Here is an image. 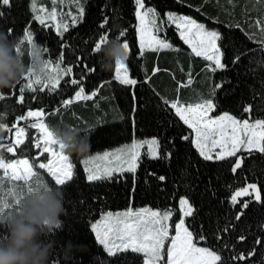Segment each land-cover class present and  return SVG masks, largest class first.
I'll use <instances>...</instances> for the list:
<instances>
[{
	"label": "trees",
	"instance_id": "obj_1",
	"mask_svg": "<svg viewBox=\"0 0 264 264\" xmlns=\"http://www.w3.org/2000/svg\"><path fill=\"white\" fill-rule=\"evenodd\" d=\"M80 1L85 8L83 22L78 20L75 26L69 23V31L62 37L55 29L35 21L31 0H11L10 7L0 5V11L4 12L0 17V32L7 34L10 41L19 44L25 30L30 28L45 59L56 61L62 55V66L73 67L71 76H65L54 91L41 92L38 85L35 93L25 89L22 103L18 97L19 89L26 83L24 77L12 88L0 91V124L4 125L0 127V145L13 144V130L28 124L29 121L19 120L21 115H26L28 110L43 109L44 122L51 130L70 127L89 140L91 146L86 157L66 152L74 168L72 181L57 186L47 176L49 186L63 193L65 209L59 218L63 230L53 226L43 238L55 246L49 264H142L143 255L130 251L109 257L96 241L91 224L107 211L151 208L171 210L170 224L174 229L175 223L183 218L179 210L182 198L189 199L194 207L193 215L184 218L186 226L194 235L205 237L197 246L222 253L226 264H264V154L237 153L243 161L235 172L232 168L236 157L205 161L194 147L192 130L170 109L174 100L195 102L198 96L207 95L218 81L226 78L227 82L216 93L219 107L212 114L228 112L245 119L248 114L242 109L251 104V119L264 118V110H259L264 105V68L250 61L248 55L239 63L234 64L232 59L233 43L241 51L254 50L249 55L259 50L255 41L259 39V28L264 27V0H145V6L155 8L161 20L166 21L168 12L188 15L208 29L222 33L220 44L227 67L215 73L209 69V62L196 57L183 43L174 25L165 24L160 35L166 36L179 51L141 55L134 0ZM44 3L49 4V0ZM105 19L108 23L101 29L99 25ZM257 20L260 25L256 24ZM101 34H107V43L118 39L129 44L126 65L130 77L137 79L135 86L120 85L115 80V65L108 71L101 67L107 43L99 52L93 51ZM253 34L255 39L250 38ZM20 47L25 55L19 57L26 75L27 42ZM88 68L95 71L89 72ZM71 78L83 80L85 94L95 91L97 95L92 100H74L65 106L64 100L73 98L80 86L71 85ZM26 130L25 142L14 153L4 152L6 161L37 159L35 154L39 150L34 146L37 138L33 137L36 131ZM182 136L188 139L182 140ZM148 138L159 140L161 158L148 157L145 148L135 173H114L111 180H87L83 160ZM47 159V154L38 157L42 162ZM248 183H255L261 189L262 200L238 197L233 205L232 195ZM243 203L248 204L247 209L241 207ZM238 215L240 218L236 219ZM7 236L8 225L0 224V239ZM252 249L255 254L248 258L247 253ZM240 254L246 258L234 259Z\"/></svg>",
	"mask_w": 264,
	"mask_h": 264
},
{
	"label": "snow or ice",
	"instance_id": "obj_2",
	"mask_svg": "<svg viewBox=\"0 0 264 264\" xmlns=\"http://www.w3.org/2000/svg\"><path fill=\"white\" fill-rule=\"evenodd\" d=\"M61 4L64 0H60ZM182 2V0H181ZM57 0H52L54 5L49 11L45 7H37V0H31V11L35 14L34 19L39 25L46 28H53L58 36L62 37L69 31L67 18H71L73 26L77 20L83 22L85 8L80 0H69V3L75 4L79 15H73L71 11L59 12L55 7ZM135 17L138 23L137 31L139 33V50L142 55L145 52L159 53L164 50L179 51L168 42L167 37L161 38L164 31V25H174L179 33V38L184 44L191 49L196 57H202L204 61L209 62V68L213 73L224 71L226 64L223 62L224 52L220 41L223 39L222 33L218 30H210L204 23L197 22L196 19L188 15H177L172 12L166 14V21L161 20L156 9L146 7L145 0H134ZM0 5L11 6V0H0ZM4 12L0 11V17ZM58 17L60 19H58ZM51 21V23H48ZM159 21V22H158ZM108 23L107 19L99 25L101 29ZM257 20L256 24L260 25ZM236 27H239L237 25ZM11 34V30H9ZM124 32H121V36ZM253 34L250 38L255 39ZM108 41L107 34H101L99 42L94 45L93 51L99 52L101 46ZM27 42L32 48L33 63L28 68L24 76L26 83L19 89V102H24L25 89L35 93L38 85L39 91L45 89L55 90L65 76H71L73 73L72 66H62L63 56L53 61L47 59L37 64L35 56L39 55L37 44L34 41L33 31L27 28L23 33V38L17 44L16 54L20 56L21 45ZM259 45V50L255 55H249L254 50H239L233 43V63H239L240 60L248 55L250 61L256 63L259 67L264 68V27L259 28V39L255 41ZM123 47L129 51V44L123 43ZM46 50V49H45ZM87 67V66H85ZM158 71L159 69H155ZM89 72H94V68H88ZM129 77V66L125 63H117L115 67V80L120 85L137 84V79ZM217 82L207 95L197 97L195 102H184L176 100L170 105V109L179 119L195 133L194 147L198 154L205 161L224 160L229 157H236L232 171L241 168L243 157L237 156V153H247L249 156L260 153L264 154V118L251 119L253 105L249 104L244 107L243 112L248 114V118L239 119L235 115L224 112L218 117L211 114L219 107V101L216 100L217 91L226 83ZM69 83L73 86L80 85L74 93L73 98L64 100V105L73 104L74 100H92L97 95L95 91L85 94L83 80L71 78ZM227 94V93H225ZM165 105L167 101L163 102ZM264 110V105L261 109ZM54 114V113H53ZM46 115L43 109L28 110L26 115H21L19 120L29 121L25 127L36 130L37 139L34 146L39 150L35 155L37 159L30 163L29 159L16 158L15 160H5L4 152L14 153L18 144L23 143L25 136V127L16 130V141L6 147L0 145L4 151H0V184L5 179L12 183L10 192L16 196L14 211H9L7 216L0 213V223L16 213L21 211V202L30 195L36 194L48 185L39 177L38 170H45L51 177L54 184L64 186L73 179V165L70 158L65 154L63 146L58 143L53 135V131L44 122L43 117ZM33 118V119H29ZM0 127L4 125L0 124ZM75 131V130H73ZM182 140H187L188 136H182ZM147 146L146 154L152 159L161 158L158 139L134 140L130 145L118 148L116 151H106L102 155H95L84 160V166L88 173L87 180L104 181L111 180L114 173H135L138 168V162L141 157V149ZM47 153L50 158L46 162H39L38 157ZM166 158V157H165ZM104 162V163H98ZM160 179H163L161 177ZM14 182H22L25 192L17 194V186ZM241 196H252L254 200L261 201V189L255 183H248L241 187L231 197V203L237 204V198ZM7 207V205H4ZM243 209H247L248 204H241ZM179 210L182 217L187 218L193 215L194 207L189 199L179 201ZM173 212L171 210H152L151 208H142L134 211L128 209L123 212L113 213L107 211L96 222L91 224V231L95 233V239L109 257L116 256L118 252H131L143 255L142 264H160L165 260V244L169 243L167 249L165 264H226L223 254L210 247L197 246L198 241L205 239L200 234L194 235L189 226H186L184 218L179 219L174 225L175 235L169 236L171 219ZM238 215L236 219H239ZM58 231L63 230L61 222L53 225ZM51 226V228L53 227ZM5 239H0V242ZM260 243L259 240L256 241ZM255 254V249L247 253L250 258ZM245 254H240L234 259L244 260Z\"/></svg>",
	"mask_w": 264,
	"mask_h": 264
},
{
	"label": "clouds",
	"instance_id": "obj_3",
	"mask_svg": "<svg viewBox=\"0 0 264 264\" xmlns=\"http://www.w3.org/2000/svg\"><path fill=\"white\" fill-rule=\"evenodd\" d=\"M17 44L0 32V91L10 89L25 76V66L16 54ZM128 52L123 43L109 41L103 50L101 67L108 71L117 63H125ZM37 64L42 60L35 56ZM53 135L68 154L86 157L91 149L89 140L70 127L53 129ZM63 193L48 186L21 202V211L7 218L8 236L0 242V264H49L54 244L45 242L51 226L64 214ZM66 250L65 259L68 258Z\"/></svg>",
	"mask_w": 264,
	"mask_h": 264
},
{
	"label": "rangeland",
	"instance_id": "obj_4",
	"mask_svg": "<svg viewBox=\"0 0 264 264\" xmlns=\"http://www.w3.org/2000/svg\"><path fill=\"white\" fill-rule=\"evenodd\" d=\"M80 3L82 4V1H80ZM54 5L52 4V0H49V4L48 3H44V0H37V7H45V8H47L49 11H51V9H52V7H53ZM55 7L57 8V11H58V13L59 12H68V11H71L72 13H73V15H79V13H78V9H77V7H76V5L75 4H71V3H69V0H64V3L63 4H61V2H60V0H57V3H56V5H55ZM59 8V9H58ZM35 15V14H34ZM58 19H60L59 17H58ZM67 20H68V23H71V18L70 17H68L67 18ZM79 20V19H78ZM78 20H77V22H78ZM48 23H51V21H48ZM139 23V22H138ZM138 37H139V33H138ZM28 50H27V57H28V63H29V65H28V68L29 67H31V65H32V63H33V56H32V48H31V46L30 45H28L27 44V47H26ZM37 49L39 50V56L41 57V60L42 61H44V60H47V59H45L44 58V56L42 55V52H41V49L39 48V47H37ZM24 51L22 50L21 51V54H22V57H23V55H24V53H23ZM25 56V55H24ZM64 78V77H63ZM128 78H130V76L128 77ZM37 85H34V87H36ZM75 101H77V100H75ZM78 101H80V100H78ZM21 126H17L13 131V143L16 141V136H15V133H16V130L18 129V128H20ZM26 128L27 127H25V136H24V140H23V143L25 142V140H26V137H27V130H26ZM32 130H34V131H36L35 129H32ZM36 135V134H35ZM33 137H36L37 138V135L36 136H33ZM149 139H157V138H148V139H146V140H149ZM23 143H21V144H18L16 147L18 148V147H20ZM132 143V142H131ZM130 143V144H131ZM130 144H128V145H130ZM145 148L147 149V146H145ZM144 148V149H145ZM144 149H141V155H142V152H143V150ZM114 151H116V150H114ZM14 152H15V150H14ZM45 154H47V153H45ZM65 154H66V152H65ZM103 154V153H102ZM102 154H95V155H102ZM44 155V154H43ZM48 155V154H47ZM95 155H93V156H95ZM41 156V155H40ZM93 156H90V157H88V158H86V159H89V158H91V157H93ZM35 158H37V156L35 157ZM48 158H50L49 157V155H48ZM21 159H28V158H21ZM85 159V160H86ZM215 160V159H214ZM29 161H30V163L31 162H33V161H31L30 159H29ZM7 162V161H6ZM39 162H42V161H39ZM98 163H104V162H98ZM83 165H84V160H83ZM84 168H85V166H84ZM74 169V168H73ZM86 170V169H85ZM0 171H2V170H0ZM86 174L88 175V173H87V171H86ZM38 175H39V177L49 186V184H48V181H47V173H46V171L45 170H38ZM49 176V175H48ZM12 183L13 182H10V181H8L7 179H5V181L2 183V184H0V213H3L5 216H7V213L9 212V211H14V208H15V199H16V196L15 195H13L11 192H10V189H11V187H12ZM15 184H16V186H17V194H19V193H21V192H25L26 193V190L25 189H23V187H22V182H14ZM182 199H184V198H182ZM4 205H7V207H5ZM123 211H126V210H123ZM123 211H119V212H123ZM116 213V212H115ZM169 222H170V220H169ZM168 222V223H169ZM0 224H7V219L5 220V222L4 223H0ZM170 225V224H169ZM171 233H173L172 232V230H171V227H170V235H171ZM169 246H170V244L169 243H166L165 244V252L167 253V249L169 248ZM166 259H167V257H166ZM160 264H165V261H161L160 262Z\"/></svg>",
	"mask_w": 264,
	"mask_h": 264
},
{
	"label": "water",
	"instance_id": "obj_5",
	"mask_svg": "<svg viewBox=\"0 0 264 264\" xmlns=\"http://www.w3.org/2000/svg\"><path fill=\"white\" fill-rule=\"evenodd\" d=\"M43 118H45V116H44ZM241 197L243 198V197H246V196H241ZM253 199H254V197H253ZM261 200H262V195H261ZM254 201H255V200H254ZM256 202H257V201H256ZM259 202H260V201H259Z\"/></svg>",
	"mask_w": 264,
	"mask_h": 264
}]
</instances>
